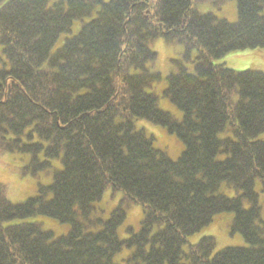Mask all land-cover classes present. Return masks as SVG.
I'll list each match as a JSON object with an SVG mask.
<instances>
[{
    "label": "trees",
    "instance_id": "16d2710c",
    "mask_svg": "<svg viewBox=\"0 0 264 264\" xmlns=\"http://www.w3.org/2000/svg\"><path fill=\"white\" fill-rule=\"evenodd\" d=\"M228 1L0 0V150L50 175L21 202L0 184V264H264V71L215 62L253 50L264 67V0H234L232 21L212 10ZM158 38L180 47L162 91L179 117L154 91ZM148 125L181 142L176 158ZM105 191L119 198L104 217ZM133 204L139 226L119 237ZM220 212L243 244H190Z\"/></svg>",
    "mask_w": 264,
    "mask_h": 264
},
{
    "label": "rangeland",
    "instance_id": "374dc122",
    "mask_svg": "<svg viewBox=\"0 0 264 264\" xmlns=\"http://www.w3.org/2000/svg\"><path fill=\"white\" fill-rule=\"evenodd\" d=\"M53 1V0H50ZM234 0L228 1L220 8L212 10L218 16L224 17L230 21L236 17V8ZM78 24L74 23L72 27V33L78 30ZM149 47L157 54L154 63L152 64V70L160 74V81L154 86V91L159 97L158 105L161 109L166 110L176 117H179L181 112L172 105L168 99L162 96V91L165 88L166 77L170 72V67L173 66L172 59L179 58L180 47L177 45H170L164 42L162 39H154L149 42ZM195 53H193L194 55ZM256 54L253 50L233 51L226 54L223 58L215 62H223L225 66L234 68L236 70L248 69L250 62H257L253 68L264 71L263 65H259L262 60L254 57ZM257 55V54H256ZM6 63V59L1 51L0 45V66ZM193 63L186 65L188 70H192ZM148 128L152 130L155 135L156 141L154 146L157 148L166 147V151L171 158H176L182 148L181 142L173 135L168 134L165 129L148 125ZM28 158L19 153H9L0 150V184L4 185L7 197L12 202H21L25 199L33 196L37 192V183L48 184L50 182L49 174H40L36 177L21 175L20 168L26 164ZM119 198V193L111 196L110 191H105L102 199L97 203L103 211L104 217L109 215L111 209L116 205ZM142 215L141 206L133 204L128 207L126 217L123 223L118 228L119 237L128 236L127 227H131L135 231L139 226V220ZM27 221H36L41 223L43 228L52 231L55 236L65 234L68 231V224H62L55 219L42 216H34L25 219ZM232 220V214L229 212H220L213 216L212 220L204 227L194 232L188 237V242L193 244L197 242L202 236L213 235L216 239V245L214 252L225 246H240L243 244L242 236L238 232L230 233V223ZM126 251L116 253L114 256L115 261H120V258L124 256ZM124 263L122 260L120 261Z\"/></svg>",
    "mask_w": 264,
    "mask_h": 264
}]
</instances>
